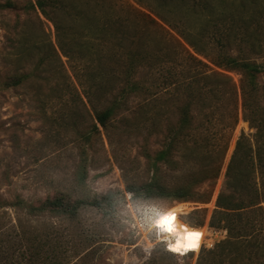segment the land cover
<instances>
[{"label": "rangeland", "instance_id": "1", "mask_svg": "<svg viewBox=\"0 0 264 264\" xmlns=\"http://www.w3.org/2000/svg\"><path fill=\"white\" fill-rule=\"evenodd\" d=\"M10 1L20 6L36 2ZM215 1L217 11L210 20L217 26L183 5L163 9L157 0H143L153 9L137 6L147 13H164L173 22L184 18L186 31L211 57L227 52L264 65V0ZM230 18L234 22L232 41L222 51L218 39L225 31L224 22ZM76 25L81 28L80 23ZM205 26L213 40L202 34ZM164 27L180 38L176 31ZM158 32L163 31L158 28ZM171 41L172 47L186 54L176 40ZM199 57L210 66L206 73L230 77L240 93V71L221 69ZM106 61L101 65L106 81L96 85L87 74L90 69L63 54L55 24L41 10L26 13L0 9V264H200L205 253L227 239L228 231L212 227L210 221L218 196L227 192V166L237 141L243 132H253L243 118L241 105L239 124L220 177L212 186L205 183L195 189L201 196L210 193L209 201L137 197L127 191V186L152 178L155 167L145 153L161 150L169 128H178L185 93L182 87L163 90L158 85L157 71L140 68L134 79L145 89L124 97L115 94L124 103L111 128L107 131L98 124V132L92 134L96 111L106 107L108 97L113 99L107 94ZM96 65L98 62H92L93 73L98 71ZM173 66L174 72H183L180 63ZM15 75L27 76L20 85L9 86ZM258 81L264 87V74ZM229 111L230 105L226 104L221 112L229 118ZM200 118L197 114V120ZM87 134L92 138L90 142L86 141ZM177 156L176 167L158 165L165 184L174 185L194 168ZM84 169L87 178L81 180ZM60 192L72 200H94L108 194L111 198L101 208L79 209L75 217L31 209L33 204ZM170 212L176 214V220L201 232L195 252L186 247L190 242L182 240L181 233L160 231L155 226L160 215ZM257 219L261 224V215ZM205 236L214 247L201 248ZM263 239L264 222L256 238L249 239L248 248L260 246ZM177 241L180 252L170 248L177 246ZM220 264L244 263L227 259ZM248 264H264V249L255 258L248 257Z\"/></svg>", "mask_w": 264, "mask_h": 264}, {"label": "trees", "instance_id": "2", "mask_svg": "<svg viewBox=\"0 0 264 264\" xmlns=\"http://www.w3.org/2000/svg\"><path fill=\"white\" fill-rule=\"evenodd\" d=\"M142 1L36 0L20 6L8 0L0 3V9L24 10L26 13L41 10L55 24L63 54L90 69L87 74L96 85H102L106 81L101 65L107 60V94L113 99L108 97L106 107L96 111L97 122L92 127V134L98 132V124L109 131L114 117L124 103L119 95L124 97L145 89L134 79L138 69L148 67L157 71L158 85L163 90L183 88L185 103L180 109L178 128H169L167 140L161 150L154 154L148 151L145 153L155 167L152 178L141 184L127 186V191L137 197L209 201L210 193L201 196L195 189L205 183L212 186L220 177L231 139L239 124L241 105L243 118L253 132H243L237 141L227 166V192L218 196L217 208L210 221L212 227L226 229L228 237L214 251L205 253L200 264H220L227 259L248 264V257L253 259L260 249H264V239L260 246L253 244L248 248L251 242L249 239L256 238L264 222V213L260 211L264 210V87L258 81V77L264 74V65L240 59L227 52L211 57L205 47L193 41V34L186 31L184 18L173 22L166 14L156 10L150 11L152 14L147 13L137 5L153 8ZM157 1L158 6L163 9L183 5L195 14L207 18L211 25H216V21L210 20L217 11L215 0ZM76 23H80L81 28ZM164 25L176 31L180 38L166 30ZM224 27L225 31L218 39L222 51L232 41L233 19L224 22ZM158 28L163 32H158ZM202 34L213 40L207 26L202 28ZM171 40H176L186 54L172 47ZM209 43L206 39L205 45L209 46ZM248 43L253 48V42L248 40ZM199 56L221 69L240 71V93L230 77L219 72L206 73L210 66ZM95 61L98 62V71L93 73L92 62ZM175 63L183 66L181 74L173 71ZM26 76H13L9 86L20 85ZM119 82L124 85H114ZM226 104L230 105L229 118L221 112ZM197 114L201 115L199 120ZM85 138L88 142L92 139L88 134ZM177 155L193 164L194 168L174 185L165 184L158 172V165L166 163L170 167L178 166ZM81 175V180H86V169ZM110 198L111 194L97 196L94 200H72L68 194L60 192L33 204L31 209L75 217L79 209L88 206L101 208L103 202ZM258 213L261 215V224H258ZM193 249L195 252L196 247Z\"/></svg>", "mask_w": 264, "mask_h": 264}, {"label": "snow or ice", "instance_id": "3", "mask_svg": "<svg viewBox=\"0 0 264 264\" xmlns=\"http://www.w3.org/2000/svg\"><path fill=\"white\" fill-rule=\"evenodd\" d=\"M175 221H176V214L174 212L165 213L163 215H160L159 218L155 221V226L160 231H165V232L171 233L175 230ZM185 231H187V230L185 229ZM187 235H188L189 239H191V238L198 239L201 234L198 232L197 233L189 232ZM186 247L187 248H195V247H197V245L190 243ZM170 248L174 252H180L181 251V248L178 244H177V246H170Z\"/></svg>", "mask_w": 264, "mask_h": 264}, {"label": "bare ground", "instance_id": "4", "mask_svg": "<svg viewBox=\"0 0 264 264\" xmlns=\"http://www.w3.org/2000/svg\"><path fill=\"white\" fill-rule=\"evenodd\" d=\"M185 229L187 231H185ZM173 232H177V233H181V239L182 240H185V241H189L190 243L192 242V239H189L188 238V233L191 232V233H200L201 232L198 230V229H194L192 228L191 226L187 225L186 223L182 222V221H179V220H176L175 221V230ZM179 235V236H180ZM201 236V235H200ZM200 238V237H199ZM195 242H196V238H195Z\"/></svg>", "mask_w": 264, "mask_h": 264}, {"label": "built area", "instance_id": "5", "mask_svg": "<svg viewBox=\"0 0 264 264\" xmlns=\"http://www.w3.org/2000/svg\"><path fill=\"white\" fill-rule=\"evenodd\" d=\"M207 239H206V236H205V239H204V241H203V243H202V246H201V248L203 247V246H207V247H214V242H209L208 243V240L206 241Z\"/></svg>", "mask_w": 264, "mask_h": 264}, {"label": "clouds", "instance_id": "6", "mask_svg": "<svg viewBox=\"0 0 264 264\" xmlns=\"http://www.w3.org/2000/svg\"><path fill=\"white\" fill-rule=\"evenodd\" d=\"M191 243H192V244H196V243H195V238L192 239V242H191ZM177 244L180 245V241H177Z\"/></svg>", "mask_w": 264, "mask_h": 264}]
</instances>
